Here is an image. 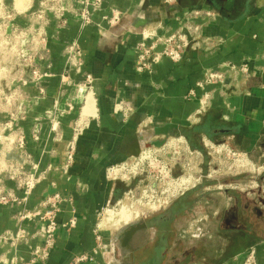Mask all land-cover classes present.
<instances>
[{
    "label": "crops",
    "instance_id": "1",
    "mask_svg": "<svg viewBox=\"0 0 264 264\" xmlns=\"http://www.w3.org/2000/svg\"><path fill=\"white\" fill-rule=\"evenodd\" d=\"M96 1L58 0L54 7L47 0L35 2L45 36L33 52L41 76L30 80V68L15 76L11 107L0 115V122L8 121L1 136L6 143L0 145V196L8 197L0 202V264L30 261L31 250L42 242L46 222L40 215L51 209L43 203L55 193L57 230L41 264H70L82 255L87 259L77 264H166L170 248L160 241L163 233H173L171 226L147 227L158 239L151 245L133 244L139 232L127 247L119 231L96 239L99 216L122 195V185L107 169L168 138L254 142L264 135V0ZM193 11L201 12L187 16L198 33L182 59L161 57L138 71L136 45L149 46L181 30L184 14ZM70 43L81 51L77 68L66 64ZM161 48L155 45L156 52ZM242 65L247 74L228 70ZM207 71L226 72L223 83L198 87ZM23 77L29 80L23 83ZM20 136L23 148L17 149ZM72 139L73 161L64 171ZM21 176L37 179L28 195L19 186ZM185 231L191 234L186 228L175 237ZM147 249L153 262L140 257ZM254 250L257 264H264V240ZM246 252L230 248L213 260L200 255L172 264H242Z\"/></svg>",
    "mask_w": 264,
    "mask_h": 264
},
{
    "label": "rangeland",
    "instance_id": "2",
    "mask_svg": "<svg viewBox=\"0 0 264 264\" xmlns=\"http://www.w3.org/2000/svg\"><path fill=\"white\" fill-rule=\"evenodd\" d=\"M47 1L49 7L58 2ZM35 2L25 0V8L17 11L13 0H0L2 116L13 101L12 80L22 77L23 69L37 65L32 61L37 59L33 52L45 39ZM199 104L203 109L207 106ZM7 122H0V145ZM254 142L222 136L211 141H201L198 135L187 140L168 138L162 146L145 147L116 165L124 163L119 171L115 165L109 167L114 169L109 176L122 185V195L99 216L100 241L103 233L110 239L126 225L145 221L146 228L171 226L173 230L168 236L163 233L160 241L170 248H166V264L200 255L213 260L230 248L254 249V244L264 240V135ZM122 214L129 216L127 223L121 221ZM146 228L138 231L134 245L158 242ZM186 228L191 234L185 231L181 238L175 237L176 231ZM141 255L145 258L150 252ZM133 264L145 263L137 260Z\"/></svg>",
    "mask_w": 264,
    "mask_h": 264
},
{
    "label": "built area",
    "instance_id": "3",
    "mask_svg": "<svg viewBox=\"0 0 264 264\" xmlns=\"http://www.w3.org/2000/svg\"><path fill=\"white\" fill-rule=\"evenodd\" d=\"M99 1L97 0L94 5H98ZM200 11H193L191 13H185L184 17L187 18L186 22L183 24V27L181 30H178L168 36L164 37H156L155 41L147 46L145 43L140 42L136 45L137 49V70L141 71L143 69H149L151 64L157 63L161 57H167L173 62H179L182 59L183 53L185 49H187L195 40L198 33V26L192 24L188 21V15L191 14L194 17L200 15ZM87 14V13H86ZM206 16L210 15V12H205ZM83 19L86 22L87 16L83 14ZM45 39H42L41 42H43ZM160 44L162 45V48L159 52L155 51V45ZM81 58V51L77 47L75 43H70L66 49H65V59L67 66H73L78 67V61ZM35 59H32V61ZM28 66V65H27ZM229 71H232L234 73H241V74H247L248 70L245 65H242L240 67L230 66L228 68ZM225 73L222 71H207L204 75V79L201 83L198 84V87H203L205 85L209 84H217V83H223L225 78ZM30 80L37 81L38 78L41 76L40 72L37 70L36 66H33L30 70ZM26 80H29V78H25L22 80L23 83H25ZM191 95H193V91L190 92ZM207 96L204 95V97L201 99L200 103L203 105L207 103ZM9 102V101H8ZM74 134L76 136L77 130H74ZM17 149L23 148V137L20 136L16 143ZM75 148V139H72L66 147L65 152V165L63 167V170L66 171V169L69 167V165L73 161V152ZM124 163L120 166H115L114 168L116 170L123 169ZM113 168L107 169V175L110 174L111 171H113ZM18 174L22 175L23 171H20ZM37 179L33 177L28 178H21L19 181V186L24 189V194L28 195L31 189L36 184ZM8 197L7 195H1L0 196V202L5 203L7 201ZM60 202V197L58 194H53L50 197H47L44 201L43 205H49L51 207L50 210H47L45 213L40 215V218L44 220L45 228L44 231L40 234V238L42 240L41 244L38 246H35L31 250V259L27 264H41L44 262L50 254V250L52 249L54 238L57 230V224L54 218V211L56 210L57 204ZM74 221H71L69 225H73ZM97 240L100 241V236L97 235ZM87 259V256H79L77 257L71 264H77L78 262L85 261ZM242 264H257L256 261V254L254 249H250L247 251L243 263Z\"/></svg>",
    "mask_w": 264,
    "mask_h": 264
},
{
    "label": "water",
    "instance_id": "4",
    "mask_svg": "<svg viewBox=\"0 0 264 264\" xmlns=\"http://www.w3.org/2000/svg\"><path fill=\"white\" fill-rule=\"evenodd\" d=\"M144 228H146V224L143 221H137L121 228L119 234L122 236V246L127 247L133 239L135 233Z\"/></svg>",
    "mask_w": 264,
    "mask_h": 264
},
{
    "label": "bare ground",
    "instance_id": "5",
    "mask_svg": "<svg viewBox=\"0 0 264 264\" xmlns=\"http://www.w3.org/2000/svg\"><path fill=\"white\" fill-rule=\"evenodd\" d=\"M24 2H25V0H13V8L17 11H21L23 8H25ZM124 215L125 214H122L121 221H123L124 223H127V221L129 220V216H124ZM109 218H111V217L109 216ZM103 223H105V222H103ZM116 224H118V223H116ZM120 226H122V225H120Z\"/></svg>",
    "mask_w": 264,
    "mask_h": 264
},
{
    "label": "flooded vegetation",
    "instance_id": "6",
    "mask_svg": "<svg viewBox=\"0 0 264 264\" xmlns=\"http://www.w3.org/2000/svg\"><path fill=\"white\" fill-rule=\"evenodd\" d=\"M145 224H146V226H147V222H145V221H143ZM138 236V235H137ZM138 237H136L135 236V240L137 239ZM145 252V251H144ZM141 257V256H140ZM145 258H143V255H142V257H141V259L142 260H145V261H149V262H153V260L155 259V257L153 256V257H151V255L149 256H144ZM139 258V257H138ZM134 259H136V257L134 256ZM140 259V258H139Z\"/></svg>",
    "mask_w": 264,
    "mask_h": 264
}]
</instances>
